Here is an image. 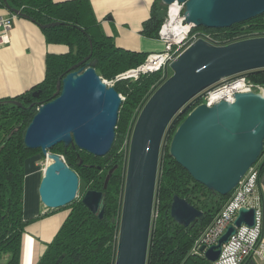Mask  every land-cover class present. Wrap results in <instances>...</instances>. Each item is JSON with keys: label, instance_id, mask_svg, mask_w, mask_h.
Returning a JSON list of instances; mask_svg holds the SVG:
<instances>
[{"label": "water", "instance_id": "1", "mask_svg": "<svg viewBox=\"0 0 264 264\" xmlns=\"http://www.w3.org/2000/svg\"><path fill=\"white\" fill-rule=\"evenodd\" d=\"M167 8L184 4L185 23L193 28L230 29L264 16V0H161ZM9 9L6 0L0 6ZM20 18L27 17L9 9ZM61 25L60 23L43 27ZM74 66L57 83L54 99L42 104L24 138L30 150H41L48 160L39 187L42 204L49 210L66 208L79 198L80 178L64 158L52 152L63 144L94 157H106L116 140L123 99L97 74L95 64ZM77 69H79L77 71ZM172 75L145 103L130 140L122 195L115 264H147L159 165L163 141L188 104L225 79L264 70V37L215 46L199 40L170 66ZM40 91L34 92L39 97ZM11 104L23 107L20 102ZM264 151V94H237L233 103L212 107L201 104L180 124L170 145V156L209 191L226 197L238 187ZM117 168L109 171L107 190ZM103 191H88L83 204L100 220L105 216ZM171 217L189 227L204 213L186 200L174 197ZM242 225H255V210L242 209L218 244L206 250L210 263L219 260L223 245ZM206 250V252H205Z\"/></svg>", "mask_w": 264, "mask_h": 264}, {"label": "trees", "instance_id": "2", "mask_svg": "<svg viewBox=\"0 0 264 264\" xmlns=\"http://www.w3.org/2000/svg\"><path fill=\"white\" fill-rule=\"evenodd\" d=\"M6 1L9 9L20 11L27 20L41 28L48 44L69 48L65 55L47 56V73L41 84L17 98L0 100V264H20L22 238L29 224L34 221L26 220L24 216L25 163L35 153L42 155L41 150L28 149L24 138L38 107L51 102L57 92L59 79L88 57L90 59L79 69L96 63L95 69L101 79L111 81L143 64L147 56L119 49L97 23L88 0L64 3H55L53 0ZM0 7L11 13L4 3ZM167 12L168 8L161 0H156L141 34L159 39ZM57 23L61 25L43 28ZM196 32H207L225 41L245 33L264 34V20L260 16L230 29L193 28L191 31ZM245 75L250 82L264 87V70ZM161 80L162 74L155 73L139 80L119 81L114 85L125 100L120 110L116 140L106 157H94L73 146L65 148L63 144L52 150L64 157L68 166L78 174L80 184H85L86 191L81 198L64 208L70 210L69 216L38 264H115L130 140L140 111L161 85ZM37 91H40V95L34 97L33 93ZM10 101L20 102L23 107ZM202 101L197 97L189 104L188 110L176 118L165 137L147 264H212L195 254L193 249L231 194L223 197L209 191L196 182L169 153L178 127ZM122 146L124 148L121 150ZM257 164L262 173L264 151ZM114 168L117 169L107 190H104L106 177ZM91 190L103 191L106 196L103 220L82 202L84 195ZM176 196L202 211L204 217L187 228L175 222L171 217V206Z\"/></svg>", "mask_w": 264, "mask_h": 264}, {"label": "crops", "instance_id": "3", "mask_svg": "<svg viewBox=\"0 0 264 264\" xmlns=\"http://www.w3.org/2000/svg\"><path fill=\"white\" fill-rule=\"evenodd\" d=\"M73 0H53L64 3ZM94 17L107 37L122 50L146 55L161 53L165 44L141 34L156 0H88ZM9 12L0 7V16ZM7 43L0 42V100L14 99L41 84L47 73L48 55H65L69 48L50 45L35 23L19 18L7 34ZM27 167V166H26ZM26 171L24 216L34 220L22 238L20 264H38L67 220L70 210H49L39 196L44 170L39 162L29 165ZM31 176V177H29ZM264 201V171L260 178ZM30 203V204H29ZM264 237V229H263ZM244 264H264L249 259Z\"/></svg>", "mask_w": 264, "mask_h": 264}, {"label": "built area", "instance_id": "4", "mask_svg": "<svg viewBox=\"0 0 264 264\" xmlns=\"http://www.w3.org/2000/svg\"><path fill=\"white\" fill-rule=\"evenodd\" d=\"M183 10L184 4L179 3H175L168 8L167 17L159 32V39L165 44L163 52L148 56L143 64L117 76L115 80H103V82L109 87H114L119 81L139 80L143 76L161 73L162 85L170 77L171 64L199 40H204L215 46H225L243 40L264 37V34L252 32L222 41L207 32L191 33L193 27L185 23ZM19 18L14 13L0 16V42H8L7 34ZM244 93L264 94V87L250 82L246 75L242 74L221 81L199 95V98L203 100L202 104L212 107L222 101L233 103L237 94ZM121 98L123 101L125 100L122 95ZM260 178L261 168L257 164L248 171L238 187L232 192L222 210L196 242L193 249L195 254L204 257V253L200 252L202 247L208 250L210 247L217 245L227 229L234 224L239 212L242 209H253L255 210V225L253 227L242 225L240 228H236V234L231 237L227 244L223 245L219 260L213 264H244L249 259L264 262V201ZM155 216L154 213L153 217Z\"/></svg>", "mask_w": 264, "mask_h": 264}, {"label": "rangeland", "instance_id": "5", "mask_svg": "<svg viewBox=\"0 0 264 264\" xmlns=\"http://www.w3.org/2000/svg\"><path fill=\"white\" fill-rule=\"evenodd\" d=\"M263 20H264V16H263ZM171 75H172V71H170V76ZM195 99H193L189 104H192ZM163 145H164V141H163ZM122 148H124V146L121 147V150H122ZM47 161L48 160L46 158H44L43 155H41V153H35V154L31 155L30 157H28L26 159V163H25L26 166H27V167L25 166L26 171L29 170L28 169L29 168V165L34 164L36 162H39V169H41L43 171L46 168V166H47ZM29 177H31V176H29ZM85 191H86L85 184L81 183L80 186H79V198H81L83 196V194L85 193Z\"/></svg>", "mask_w": 264, "mask_h": 264}, {"label": "bare ground", "instance_id": "6", "mask_svg": "<svg viewBox=\"0 0 264 264\" xmlns=\"http://www.w3.org/2000/svg\"><path fill=\"white\" fill-rule=\"evenodd\" d=\"M173 15H174V13H173ZM175 27V26H174ZM179 28V27H178ZM177 30V29H176ZM30 204V203H29Z\"/></svg>", "mask_w": 264, "mask_h": 264}, {"label": "flooded vegetation", "instance_id": "7", "mask_svg": "<svg viewBox=\"0 0 264 264\" xmlns=\"http://www.w3.org/2000/svg\"><path fill=\"white\" fill-rule=\"evenodd\" d=\"M249 27V26H248Z\"/></svg>", "mask_w": 264, "mask_h": 264}]
</instances>
